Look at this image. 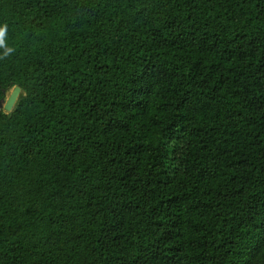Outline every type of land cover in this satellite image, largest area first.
I'll list each match as a JSON object with an SVG mask.
<instances>
[{
  "label": "trees",
  "instance_id": "trees-1",
  "mask_svg": "<svg viewBox=\"0 0 264 264\" xmlns=\"http://www.w3.org/2000/svg\"><path fill=\"white\" fill-rule=\"evenodd\" d=\"M0 264H264V0H0Z\"/></svg>",
  "mask_w": 264,
  "mask_h": 264
},
{
  "label": "water",
  "instance_id": "water-1",
  "mask_svg": "<svg viewBox=\"0 0 264 264\" xmlns=\"http://www.w3.org/2000/svg\"><path fill=\"white\" fill-rule=\"evenodd\" d=\"M20 92V88L16 85L9 88L8 94L5 98L0 99V108L5 112L8 113L11 111L14 102L17 99V96Z\"/></svg>",
  "mask_w": 264,
  "mask_h": 264
},
{
  "label": "clouds",
  "instance_id": "clouds-1",
  "mask_svg": "<svg viewBox=\"0 0 264 264\" xmlns=\"http://www.w3.org/2000/svg\"><path fill=\"white\" fill-rule=\"evenodd\" d=\"M6 35H7V25L0 26V48L4 49L3 56H7L11 52H13V49L8 47L6 44ZM0 58H3L0 56Z\"/></svg>",
  "mask_w": 264,
  "mask_h": 264
},
{
  "label": "rangeland",
  "instance_id": "rangeland-1",
  "mask_svg": "<svg viewBox=\"0 0 264 264\" xmlns=\"http://www.w3.org/2000/svg\"><path fill=\"white\" fill-rule=\"evenodd\" d=\"M8 91H9V89H7V90L5 91L3 98L6 97V95L8 94Z\"/></svg>",
  "mask_w": 264,
  "mask_h": 264
}]
</instances>
